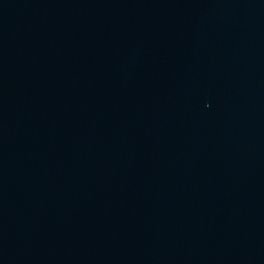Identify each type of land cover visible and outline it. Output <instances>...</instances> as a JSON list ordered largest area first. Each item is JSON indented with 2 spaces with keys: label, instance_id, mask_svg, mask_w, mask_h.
<instances>
[{
  "label": "water",
  "instance_id": "1",
  "mask_svg": "<svg viewBox=\"0 0 264 264\" xmlns=\"http://www.w3.org/2000/svg\"><path fill=\"white\" fill-rule=\"evenodd\" d=\"M0 264H264V0H0Z\"/></svg>",
  "mask_w": 264,
  "mask_h": 264
}]
</instances>
